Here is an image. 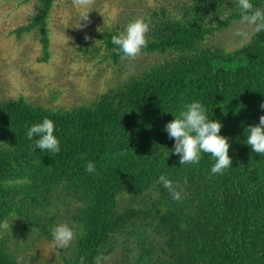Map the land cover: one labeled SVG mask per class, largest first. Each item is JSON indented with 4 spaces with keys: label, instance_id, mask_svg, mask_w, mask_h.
Returning <instances> with one entry per match:
<instances>
[{
    "label": "rangeland",
    "instance_id": "1",
    "mask_svg": "<svg viewBox=\"0 0 264 264\" xmlns=\"http://www.w3.org/2000/svg\"><path fill=\"white\" fill-rule=\"evenodd\" d=\"M47 1L0 0V166L7 175L0 182V264H84L94 236L87 215L90 194L77 176L62 170L61 137L39 118L27 117L26 109L58 119L69 133L70 145L85 125L80 112L91 111L97 115L87 119L92 120L88 124L92 123L93 134L107 139L106 147L112 151L126 155L134 152L132 133L137 130L132 119L141 112L142 97L156 98L161 84L174 88L188 67L198 70V64L211 63L213 71L221 74L216 83L224 90L248 68L253 69L252 77L258 75V81L253 79L257 87L264 83V64L258 66L264 61V0H50L48 11ZM194 31H203L205 36L184 40ZM146 43L157 48L131 54L117 49L120 44ZM261 91L253 88L250 92L260 93L263 112L248 121L247 131L253 134L250 141L258 143L264 140ZM187 98L181 96L167 105L166 126L177 119V126L180 122L183 127L187 122L181 124L178 116L187 118L199 110L200 103H187ZM179 105L185 115L172 120L174 106ZM151 122L154 125L156 119ZM235 125L240 127L238 121ZM188 128L189 124L184 132ZM181 130H174L171 144H180L186 137ZM212 137L220 144L216 134ZM189 158L193 159L192 154ZM195 165L201 185L208 177L214 188L219 176L235 167V161L222 164L213 159ZM169 173L175 174L172 168ZM128 188L117 192L121 212L137 210L135 189ZM173 188L181 195L182 187ZM125 222V228L109 233L98 264H136L137 244H147L155 235L152 227L140 224L135 216ZM167 232L163 229L166 239ZM140 235L143 238L137 239ZM178 246L175 243L185 264H198L180 254ZM155 256L152 253L139 264H172L169 255L160 260H154ZM261 262L264 245L251 250L247 264Z\"/></svg>",
    "mask_w": 264,
    "mask_h": 264
},
{
    "label": "trees",
    "instance_id": "2",
    "mask_svg": "<svg viewBox=\"0 0 264 264\" xmlns=\"http://www.w3.org/2000/svg\"><path fill=\"white\" fill-rule=\"evenodd\" d=\"M50 5L48 0L47 11ZM204 36L205 32L194 31L186 34L184 40L190 42ZM156 48L157 45L147 43L132 47L122 44L117 46L125 54H131L138 49ZM259 63L258 66L262 67L264 61ZM212 67L208 62L198 64V70L188 67L187 72L182 71V75H179L183 80L175 83L174 88L161 84L156 98H148V94L142 97L141 112L132 119L135 120L133 129L137 130L132 133L135 144L131 149L134 152L126 155L112 151L106 147L107 139L97 138L93 134L92 123L88 124L92 120L87 122V119H92L91 115L97 118V115L91 111L80 112L85 118V125L75 134L76 137L72 138L73 144L70 145V141L66 140H70L69 133L58 119L26 109L27 117L35 120L39 118L43 122L41 124L58 132L61 137L62 170L71 176H77L89 191L90 206L87 215L94 236L84 264H98L100 250L107 243L109 233L116 227L125 228V220L131 216L155 231L147 244H137L140 255L136 264L150 257L152 253L156 254L154 260L169 255L172 264H185L179 258L175 243L179 244L178 247L181 245L179 252L189 257V262L193 260L198 264H247L251 250L258 245H264V140L261 143L256 139L252 142L248 137L253 134L250 132L248 135L247 132L248 121H255L263 112V99L257 97L260 93L250 92L253 88L263 90L264 83L257 87V82L253 79L258 81L255 78L258 75L252 77L253 69L248 68L246 74L244 73L245 77L240 75L237 81L226 86L224 90L223 85L216 83L221 79V74L213 71ZM250 83L254 85H249ZM211 85L215 89H211ZM177 89L191 91V96ZM137 90L144 93L141 87ZM184 95L189 97L187 103H200L199 110L192 115L188 114L187 118L180 116L183 113L181 100L179 106H174L177 108L175 117L171 115L170 118L174 120L179 115L181 124H189L188 133L184 132L187 125L182 127L178 122L177 126V119L172 121L174 125H170L171 122L166 126L163 122L164 117L169 115L167 105L179 101ZM134 118L150 121L138 122ZM152 119H156L154 125ZM237 121L240 123L239 128L238 124L235 125ZM116 124L113 122V125ZM180 127L189 138H182L178 141L180 144L173 145L169 138ZM167 133L169 137L166 138ZM213 134L218 136L220 144L216 143ZM211 141L215 144H211ZM183 153L186 157H179ZM190 154L196 160L189 158ZM213 159L222 164L235 161V167L232 165L233 168L229 171L224 170L222 177L219 176L214 183V188L208 177L205 185H201L198 180L200 170L195 165L196 162L209 164ZM251 165L257 167L255 171L250 169ZM2 168L0 166V182L7 176L4 174L6 169ZM170 168L178 174H170ZM126 186L128 189H135L137 210L133 208L121 212L117 207V192ZM174 186L182 187L181 195ZM163 229H168V239ZM150 260L152 263L156 262Z\"/></svg>",
    "mask_w": 264,
    "mask_h": 264
}]
</instances>
